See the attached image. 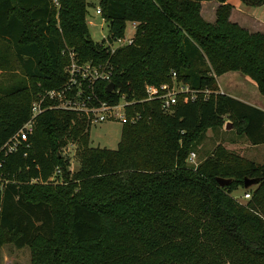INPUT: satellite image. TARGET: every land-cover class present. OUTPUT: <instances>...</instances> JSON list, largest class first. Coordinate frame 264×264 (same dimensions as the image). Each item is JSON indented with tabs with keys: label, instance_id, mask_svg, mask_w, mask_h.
<instances>
[{
	"label": "trees",
	"instance_id": "obj_1",
	"mask_svg": "<svg viewBox=\"0 0 264 264\" xmlns=\"http://www.w3.org/2000/svg\"><path fill=\"white\" fill-rule=\"evenodd\" d=\"M52 1L0 0V42L13 59L0 58V68L23 76L0 91V148L28 121L38 93L65 84L66 50L110 69V81L93 89L100 100L132 105L116 150L90 146L81 113L37 117L0 168V249L5 239L27 247L31 264H264V164L220 144L197 167L186 163L207 130L264 145V111L214 93L217 77L237 72L264 97V33L231 22L229 0H97L109 42L135 24L132 45L111 53L90 38V2L55 0L57 12ZM204 2L218 4L213 23L201 16ZM173 82L194 100L178 95L171 113L145 101L146 86ZM69 145L79 162L73 173ZM217 178L231 183L219 187ZM246 178L259 182L243 205L232 194Z\"/></svg>",
	"mask_w": 264,
	"mask_h": 264
},
{
	"label": "rangeland",
	"instance_id": "obj_2",
	"mask_svg": "<svg viewBox=\"0 0 264 264\" xmlns=\"http://www.w3.org/2000/svg\"><path fill=\"white\" fill-rule=\"evenodd\" d=\"M92 4L91 8H88L86 21L91 40L103 47L111 45L112 49L120 47L125 43V37L130 38L134 34L132 23H126L124 39L116 38L111 42L107 40L108 27L101 16L96 14V9H99L97 0H87ZM228 3L233 6L230 14V21L238 24L240 27L246 29L249 32L264 33V6L251 7L245 5L241 0H229ZM216 2H204L201 7V16L207 22L213 23L215 20V7ZM55 10L58 12L59 5L53 3ZM8 48L0 42V58L8 63H13L12 55L8 52ZM74 53V52H73ZM75 54V53H74ZM239 74V73H238ZM23 79L21 72L17 67L1 69L0 68V91L10 88L16 81ZM12 80V81H11ZM254 87L252 81H249ZM177 84V83H176ZM219 84L222 89H232L234 95L241 97L247 101L253 99L247 97L250 94V88H238L237 83L229 80L228 77L219 79ZM173 85V84H172ZM179 85V84H177ZM241 86L243 83L240 84ZM237 90V91H236ZM247 90V91H246ZM210 90H206L204 93L210 94ZM248 92L249 94H246ZM212 93V92H211ZM215 94H220L214 92ZM223 95V94H222ZM252 95L256 96V105L264 104V97L259 95L257 88H253ZM264 106V105H263ZM264 108V107H263ZM122 124L119 121H108L101 124L91 125L89 128V141L92 148H100L107 150H116L121 137ZM206 135L200 142L198 148L194 151L195 163L198 165L202 160L211 155L215 146L220 144L226 150L242 157L243 159L253 162L255 165L264 164V145L251 146L244 138L235 136L233 131L225 130L223 127L220 130H207ZM76 146L69 145L63 150V155L69 160L68 170L70 173L76 172L79 167L78 159L75 155ZM187 165L193 166L187 159ZM53 180V179H52ZM257 185V184H256ZM255 186L248 189H238L232 194V197L240 204H246L250 199L249 191L253 190ZM249 195V198H245ZM0 264H31V253L27 247L22 249H16L13 245L5 239L0 249Z\"/></svg>",
	"mask_w": 264,
	"mask_h": 264
},
{
	"label": "built area",
	"instance_id": "obj_3",
	"mask_svg": "<svg viewBox=\"0 0 264 264\" xmlns=\"http://www.w3.org/2000/svg\"><path fill=\"white\" fill-rule=\"evenodd\" d=\"M52 2L57 3L55 0ZM96 14L100 16L99 9H96ZM132 26L135 31V24L132 23ZM124 37L125 35L121 39H124ZM132 42L133 36L127 39L125 37V43L120 47L130 46ZM120 47L112 49L110 44L107 45L111 53ZM66 55L69 60V64L65 69L67 81L59 89L46 90L36 95V98L31 103L28 121L0 148V168L3 166L5 159L9 155L16 153L22 143L26 142L28 137L32 135L37 117L47 110L61 109L63 111L81 113L87 117L90 126L112 120L119 121L121 124L125 122V109L131 106L132 103H127L122 97L117 104H110L100 100L93 92L97 83L110 81V69L104 65L80 64L75 54L69 50H66ZM174 77L175 74H173V80ZM113 92L114 90L111 93ZM145 93V101L159 100L161 109L166 113H171L178 95L190 94V100L195 98L194 92L187 86L177 85L174 82L171 86L166 84L160 87L146 86ZM194 159L195 155L191 153L188 161L195 168L197 165ZM245 198H249V195H246Z\"/></svg>",
	"mask_w": 264,
	"mask_h": 264
},
{
	"label": "crops",
	"instance_id": "obj_4",
	"mask_svg": "<svg viewBox=\"0 0 264 264\" xmlns=\"http://www.w3.org/2000/svg\"><path fill=\"white\" fill-rule=\"evenodd\" d=\"M202 6H203V3L201 4V7ZM217 6H218V4H216V7L215 8H217ZM223 77H228L229 80H232V82L237 83L236 85H238V88H250V94L251 95H247V97H249V98H251L253 100L247 101L245 99H242L241 97H238V96L234 95L232 92H230V91H232V89H235L234 87H232V89L230 88L229 90H226L227 88L226 89H222V87L219 84V79L220 78H223ZM249 81H250V79H248L247 77L241 75L240 73L239 74L237 72H229V73H226V74H224V75L216 78V83H217V87H218V93L223 94V95L230 96V97H232V98H234L236 100H239V101H241V102H243L245 104H248L250 106L256 107V108L264 111V108H263L264 107L263 106L264 104L259 105V106L256 105V103H257V102H255V101H257L256 100V96L255 95H252L253 88L255 89L256 85L254 87ZM241 83H243L242 86L240 85ZM245 93L246 94H249L248 92H245Z\"/></svg>",
	"mask_w": 264,
	"mask_h": 264
},
{
	"label": "water",
	"instance_id": "obj_5",
	"mask_svg": "<svg viewBox=\"0 0 264 264\" xmlns=\"http://www.w3.org/2000/svg\"><path fill=\"white\" fill-rule=\"evenodd\" d=\"M114 90V85L112 83H109L106 86V92L107 93H111ZM216 182L218 184L219 187H224L228 184L231 183V179H222V178H217ZM259 180L258 179H244V184L243 187L244 189H248L252 186H255L256 184H258Z\"/></svg>",
	"mask_w": 264,
	"mask_h": 264
}]
</instances>
